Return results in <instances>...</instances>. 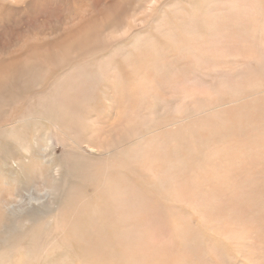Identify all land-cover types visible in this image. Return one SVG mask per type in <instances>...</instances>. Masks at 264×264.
<instances>
[{
  "label": "rangeland",
  "instance_id": "1",
  "mask_svg": "<svg viewBox=\"0 0 264 264\" xmlns=\"http://www.w3.org/2000/svg\"><path fill=\"white\" fill-rule=\"evenodd\" d=\"M2 4L0 264H264V0Z\"/></svg>",
  "mask_w": 264,
  "mask_h": 264
},
{
  "label": "bare ground",
  "instance_id": "2",
  "mask_svg": "<svg viewBox=\"0 0 264 264\" xmlns=\"http://www.w3.org/2000/svg\"><path fill=\"white\" fill-rule=\"evenodd\" d=\"M0 10L1 11H3L4 12V10H5V6L2 4L1 5V7H0ZM2 12V13H3ZM115 15V14H114ZM160 15V14H159ZM163 15V14H162ZM107 16V15H106ZM4 22V20L3 19H0V24L1 23H3ZM108 22V21H107ZM119 23V22H118ZM169 23V22H168ZM169 25V24H168ZM74 26H76V25H74ZM167 26V25H166ZM246 26V25H245ZM0 27H2L3 28V26H0ZM86 27V26H85ZM79 30V29H78ZM81 30V29H80ZM63 31H64V29H63ZM82 31H83V29H82ZM70 32V31H69ZM71 32H73V31H71ZM71 34V33H70ZM78 34H79V32H78ZM82 34V33H81ZM74 35V34H73ZM85 35V34H84ZM2 37V36H1ZM71 37V36H70ZM55 41V40H54ZM160 41V40H159ZM161 42V41H160ZM171 42V41H170ZM164 43V42H163ZM68 49H70L69 47H67ZM37 51H39V45H38V43H37ZM6 52H7V47H6V45H5V42H4V38H2V46L0 47V88H1V91H3V89H4V87H6L7 86V81H8V74H10L11 73V71H13V69H14V67L16 66V64H12L13 63V61H11L10 60V58L7 56V54H6ZM68 58H70V54H69V51H68V53L67 54H64L63 55V57H62V59L61 60H63V59H68ZM106 63V62H105ZM110 63V62H109ZM94 64H96V67L98 68V69H101L102 71L103 70H105V68L102 66V64H103V62H94ZM107 64V63H106ZM103 65H105V64H103ZM107 66V65H106ZM110 66V65H109ZM96 68V69H97ZM108 68V67H107ZM107 70V69H106ZM105 70V71H106ZM99 71V70H98ZM100 72V71H99ZM68 77L69 76H67V79H68ZM92 77V76H91ZM90 78V77H89ZM89 78H85L86 80L84 81V80H82L81 81V79L79 80V81H81V84L82 85H84L85 87H88V86H86V82L87 81H89ZM88 85V84H87ZM92 85V84H91ZM63 103H65V102H63ZM75 108V106H70L69 107V109L70 110H73ZM58 125V124H57ZM59 126V125H58ZM59 127H61L62 129H64L62 126H59ZM65 130V129H64ZM262 186H263V188H264V182L262 183ZM218 192V191H217ZM221 202L220 203H217V207H221ZM223 208H225V206L223 207ZM226 210H230V208H229V205L227 206V209Z\"/></svg>",
  "mask_w": 264,
  "mask_h": 264
}]
</instances>
